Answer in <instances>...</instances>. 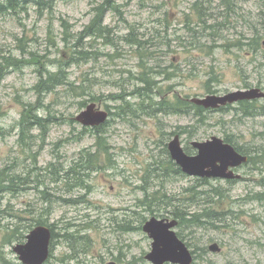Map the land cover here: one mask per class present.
<instances>
[{"label": "rangeland", "instance_id": "1", "mask_svg": "<svg viewBox=\"0 0 264 264\" xmlns=\"http://www.w3.org/2000/svg\"><path fill=\"white\" fill-rule=\"evenodd\" d=\"M22 2L15 13L0 17V171L17 178L14 194L0 193V264H22L13 246L25 244L42 209L41 220L53 235L44 264H150L145 256L152 243L142 231L144 223L153 217L176 220L172 212L188 219L202 208H212L218 219L173 229L195 253L193 264H264V101L249 108L233 104L207 110L201 118L165 114L157 105L175 95L190 100L245 88L264 90V0L233 1L234 14L224 12L226 19L219 0L200 1L211 14L204 30L195 27L196 0H116L118 13L109 11L104 20L115 33L113 45L88 38V58L76 64L63 38L73 42L102 0H56L50 13ZM131 33L144 43L143 52L121 41ZM253 37L259 48L251 45ZM140 57L146 73L153 72L146 88L137 80L143 74ZM56 69L67 72L75 91L59 87L44 94L38 117L50 111L62 120L48 128L44 143L23 137L24 147L18 125L26 109L35 108L38 95L32 89L42 71ZM161 71L171 80L155 74ZM152 82L157 83L153 93ZM90 102L111 116L99 133L75 121L86 108H80L82 103ZM174 135L189 155L197 153L191 142L216 136L252 151L256 160L235 170L241 179L234 182L184 176L167 148ZM96 138L104 139L106 151ZM35 152L37 167L32 165ZM89 152L102 170L81 172L88 176L83 187L67 193L74 181H65V174ZM46 192L58 203L44 204ZM214 243L218 252L208 250Z\"/></svg>", "mask_w": 264, "mask_h": 264}, {"label": "trees", "instance_id": "2", "mask_svg": "<svg viewBox=\"0 0 264 264\" xmlns=\"http://www.w3.org/2000/svg\"><path fill=\"white\" fill-rule=\"evenodd\" d=\"M200 1H205V0H196V3L193 5L194 9H196V11H197V16H196L197 23L195 24V27L197 29H199V27H200V29L204 30L206 21H208L210 19L209 17L211 14L208 13L209 9H204L203 7H201ZM219 1H220L219 2L220 6H222V9L224 10L223 13L221 14L222 18H225V19L227 18V17L223 16L224 12H226V14H229L231 11V14L232 13L234 14V10H232V7H231V3L233 1H231V0H219ZM24 2H25L24 3L25 6H27L31 2L33 6H35L37 8H42L43 10L47 11V13H50L54 8V4H55L56 0H24ZM22 4H23L22 0H0V17L4 16V14H7L9 12L15 13V11H17L19 9L18 7L21 6ZM117 9H118V5L116 4V0H102V2L100 4H98L96 8H94L93 18L91 19L89 24L86 25V27L82 31L77 33V35L74 37L73 42L69 43L68 40L66 39L67 35L64 33V35H66V37L63 38L62 42H64V46L70 45V47H71L70 53H69V59H71V64H76V62H77L76 60H82V59L88 58L89 52L84 51V49H85L84 45H85V42L88 38L93 39L94 43L101 40L107 46H109L110 44L113 45V42L111 41V37L115 33H113L112 30L108 27V25L105 24L104 20H105L106 14L109 11H113V12L118 13ZM61 24L63 27V25H65V22L62 20ZM188 24H191V22H188ZM260 26L261 27L264 26V20H262ZM187 27L188 26L186 25V28ZM194 29L195 28H192V29L189 28L188 30L192 31ZM204 34L209 37V35H207L205 32H204ZM132 35H133V37H132ZM129 36H130V38H129ZM201 37H202V35H201ZM161 38L164 39L162 36H161ZM209 39H211V37ZM121 41H123L126 44H130L133 48L135 47L136 50L140 51V52H143L144 49H146V47L144 48V46H143L144 43L140 42L141 40H138V38L136 36H134V34H132V33L128 36H123ZM251 41H252L251 45L254 48H259L261 46L260 41L256 40V38L253 37L251 39ZM212 43H214V42H212ZM197 45L199 46L198 43H197ZM251 45H249V46H251ZM76 54H77V56H76ZM34 62H36V61H33V63ZM145 63H146L145 59L143 57H140V61L138 64L139 73H143V74L142 75L139 74L137 76V80L139 81L140 85H143L142 87L146 88L149 85V81L147 78L149 75H152L153 72L150 71V72L146 73L148 67L144 66ZM155 74H157V76L164 75L166 80H171L170 76L168 74H166L165 71H161V72L155 73ZM68 77L69 76H68L67 72L64 70H61V69H56V72H53V73L47 72L45 70L41 72V75H40L39 79L37 80L36 85H34V87L32 89L35 91L36 95H38L37 102L34 106L35 108L32 109L33 107H31L30 109H26L27 115H24V113L22 114L20 123L18 125V128L20 130L19 143H22V146H24V144H25L23 142V137H27V140H29V142H31V143L33 140H36V139H38L40 142L44 143V139L47 136L48 131H49L48 128L51 126H54L55 124L59 123L60 120H62V119L56 118V117L53 118L50 115V111H45L43 114V118H39L37 115V112L43 108L42 107L43 106V102H42L43 100L42 99H43L44 94L54 93L55 90L59 87H62L64 89L66 87H68L67 90H65V91L69 92V93H74L75 89L73 87V83L69 81ZM154 78H155V76H154ZM156 84H157L156 82H152L153 86L150 89L151 93H153L152 89L155 88ZM81 92H84V91L82 90ZM136 94L138 96L143 95L140 91L137 92ZM157 105L159 106L158 107L159 111L162 113H165V114L166 113H168V114L173 113V114H177V115H189L191 117L197 116L198 118H201L203 113L205 112L202 107H200L196 104L194 105L189 100H187L185 98L182 99L178 95H175L173 98H162L160 100V103H158ZM85 106H87L86 103H85V105H84V103H82V106L80 108H83ZM69 122L71 124L75 123L74 119L73 120L71 119ZM25 127L27 128L26 130L28 131L26 135L24 134V131H23ZM32 130H38L39 135L34 136V135L30 134V132H32ZM96 140H97L96 145H98L100 147V150L106 151V149H105L106 145H105L104 139L96 138ZM36 156H37V152H35L34 156L32 157L33 167H37L36 166ZM92 156H96V154L91 153V152H89L88 155L83 154V157L80 159V161L74 163L75 166H73L72 169L69 172H67L66 176L69 177V175H70L72 177L71 179H69L68 182H70L71 180L74 181V184L72 187H69V184H68V187H66L67 193L74 191L72 189L81 188V186L83 187L84 176L81 175V172H86V171L92 172V170H94V171L96 170V168H97L96 165H94L91 161ZM83 164H85L87 167L84 169L79 168L80 166L82 167ZM169 164H171L170 160H169ZM51 166L54 167V165H52V164H51ZM0 174L6 175L5 171H0ZM12 175L13 174H11L10 176L6 175L5 177L0 175V193L3 192L5 194L11 195V194H14L16 192L17 189H15V190L13 189V184L16 183L17 178L13 177ZM47 193L48 192H46L44 194V196L42 197V201H44V204L52 203V202H54L53 204H57L58 202L51 195H49ZM153 200L161 202V200H157L154 198H153ZM81 201L82 200L79 199V200H73L72 202H73V204L76 205L77 203H80ZM43 206H46V205H43ZM43 211H45V210L42 209L41 212L44 213ZM211 211H212V208L211 209L202 208V210H200L198 213H194L191 216L188 215V219L184 218L183 216H178L177 213H173V212H172V216L176 220L179 221V223H178L179 226L183 225L185 228L186 227L197 228L200 226H204L209 222L211 223L213 218L218 219L216 216H213L214 213H212ZM42 213H41V215H42ZM41 215L39 218H37L33 222L34 224L32 227H35L36 225H44L43 221L41 220ZM17 220L22 221V219L20 217H17ZM139 229H141V226L139 227ZM51 232H52V230H51ZM16 237H17V239L23 238L22 235H17ZM192 253H194V252H192Z\"/></svg>", "mask_w": 264, "mask_h": 264}, {"label": "water", "instance_id": "3", "mask_svg": "<svg viewBox=\"0 0 264 264\" xmlns=\"http://www.w3.org/2000/svg\"><path fill=\"white\" fill-rule=\"evenodd\" d=\"M255 98H264V93L253 88L246 91L230 92L223 96L207 95L205 98L191 99V102L205 109H215L219 106ZM107 119V113L97 109L93 103L75 118L84 127L102 125ZM191 146L197 150V154L194 156L185 154L177 135L168 144L171 160H175L185 175L201 178H239L230 168L244 163L246 158H242L233 146L224 143L221 138L215 136L208 141L192 142ZM176 226L175 220H160L154 217L143 225L142 230L152 243L151 251L145 257L151 264H192L193 254L176 235L173 230ZM51 236L49 228L37 226L26 235L25 244L13 246V251L22 264H44L49 257ZM209 251L218 252V245L214 243L209 247Z\"/></svg>", "mask_w": 264, "mask_h": 264}, {"label": "flooded vegetation", "instance_id": "4", "mask_svg": "<svg viewBox=\"0 0 264 264\" xmlns=\"http://www.w3.org/2000/svg\"><path fill=\"white\" fill-rule=\"evenodd\" d=\"M232 1H237V0H232ZM242 1H244V0H242ZM220 2V1H219ZM220 5V4H219ZM232 7V6H231ZM221 9H222V6H221ZM264 45V44H263ZM245 89H253V88H245ZM261 89V88H260ZM262 90V89H261ZM263 92H264V90H262ZM260 101H264V99H256V100H254V101H242V102H240V103H237V105L242 109V108H249L250 106H252V105H254V104H256V103H258V102H260ZM92 103V102H91ZM94 104V103H93ZM231 106V105H230ZM228 106H225V107H219L218 109H216V110H214V111H219L220 109H226ZM211 111V110H210ZM109 113V112H108ZM110 114V113H109ZM104 124H102V125H99V126H94V127H90V129H92L93 131H95L96 133H99V132H101L99 129H101V127L103 126ZM87 129V128H86ZM225 141V140H224ZM228 142V141H227ZM229 143V142H228ZM105 149H106V147H105ZM237 152H238V154L242 157V158H246V160L244 161V163H242V164H240L239 166H237V167H234L233 168V171L235 172V170H237L238 168H242V167H245V166H248V165H250V164H254L255 163V160L253 159H251V157H250V153H253L252 151L251 152H246V151H243V150H241V148H238L237 147ZM257 162V161H256ZM253 166V165H252ZM99 166H97V168H96V172L98 171V170H102L101 168H98ZM67 174H65V177L63 178L65 181H68L69 179H71L72 177L69 175V177H67L66 176ZM84 176V178L85 177H88V176H85V175H83ZM240 176V178L239 179H237V180H240L241 179V175H239ZM204 181H206V179H203ZM224 180H227V179H224ZM227 181H229V180H227ZM230 181H232L233 182V180H230Z\"/></svg>", "mask_w": 264, "mask_h": 264}]
</instances>
